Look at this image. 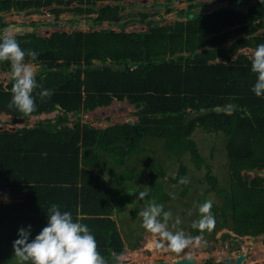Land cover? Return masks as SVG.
<instances>
[{
    "label": "trees",
    "instance_id": "16d2710c",
    "mask_svg": "<svg viewBox=\"0 0 264 264\" xmlns=\"http://www.w3.org/2000/svg\"><path fill=\"white\" fill-rule=\"evenodd\" d=\"M99 1L103 0H0V26L5 25L2 14L12 9L28 11L53 4L57 6L50 11L56 15L72 10L118 13V3L97 9ZM72 3L77 5L70 7ZM169 5L166 12L176 10L186 18L144 31L121 28L73 34L56 31L47 37L15 35L22 49L38 53L33 62L40 66L36 79L42 88L33 93L36 110L25 116L9 107L13 82H0V113L10 110L30 117L58 111L53 119L38 120L31 127L0 129V190L23 197L0 202V264H17L13 241L19 238L18 230L31 225L29 239H33L46 226L47 209L53 203L70 211L74 219L83 217L81 223L90 228L103 256L121 254L124 242L113 217L118 213L114 200L120 206L130 194L124 191L114 198L111 184L137 177L139 173L127 168L126 157L152 152L143 146L145 138L160 140L177 160L188 153L195 167L206 169L210 184L206 190L224 199L221 204L212 201L217 229L228 227L251 235L264 232V174L243 173L264 168V96L252 91L257 74L251 71L249 54L231 58L240 48L264 43V31L255 34L264 26V4L249 5L248 12H229V4H218L217 12L193 17L188 16L191 5L178 9ZM9 70V62H0V72ZM42 89L52 90V96L41 101L37 93ZM113 99L136 106L138 118L103 128L68 118L71 112H87ZM227 105L233 108L224 110ZM216 106L223 109L216 110ZM197 127L225 136L229 187L217 186L210 163L191 137ZM101 153H113V163L124 166L122 172L107 166V180L100 166ZM183 168L170 179L185 177ZM154 169L143 173L149 181L148 197H164L157 177L166 173Z\"/></svg>",
    "mask_w": 264,
    "mask_h": 264
},
{
    "label": "rangeland",
    "instance_id": "374dc122",
    "mask_svg": "<svg viewBox=\"0 0 264 264\" xmlns=\"http://www.w3.org/2000/svg\"><path fill=\"white\" fill-rule=\"evenodd\" d=\"M149 1L150 0L147 1L134 0V2L130 5L127 4L129 2H124V4L122 5V7L124 8L123 12H125V8L136 10L139 9V7L147 8V9L152 7L153 9H156L158 4L163 3L164 6L160 8L162 11L161 12L156 11L158 12L156 16L159 17L157 20L159 24H167V23L169 24L170 22L172 23L174 20H176L177 12L176 10H174L166 13V11L163 10V8L164 9L166 8V3L170 4L169 5L170 7L176 9L191 5L194 10H202L205 8H209L211 7V5L215 3V1L211 3L210 0H167V1L157 0L153 3H150V5H148ZM228 1L231 2L233 0H227L226 2ZM100 4L101 3H98V5ZM43 10L44 12H50L48 11V9H43ZM244 10H245L244 7H241V10L238 11L248 12V10L247 11ZM22 11H17L15 9H12L7 13H5L4 15H7L5 16V18H10V20L15 18L21 19V16L23 17L24 16L23 14L25 13ZM29 12L31 11H26V14H30ZM44 14H45V16L43 17L44 21L49 20L50 19L49 16L46 13ZM131 15H133L131 12L126 13L122 15V18H126L127 16H131ZM69 17H71L70 11H65L60 13L55 28L57 27L56 28L57 30H70L71 28H68V26H70L72 22L69 24L70 22ZM33 18L34 20L38 19V17L35 14L33 15ZM182 19H184V17ZM131 20H138V17H136V19L130 18L128 22H130ZM147 20L148 19H146V21ZM10 22L12 23V21ZM102 24L103 25L94 26V30L100 28L105 29V27H107L106 24L109 25L111 24L110 25L111 28L114 27V24L110 23V21L102 22ZM21 25L22 24L19 23V25L17 24L16 26H21ZM39 25L41 26H38L37 28L40 31V34L45 36L48 35L50 31L46 32L44 30V28L46 27L44 26L45 23H40ZM28 26L29 25L26 26V29L30 30ZM30 26L33 27L34 25H30ZM146 26H147L146 23L143 24L142 22L138 21L137 24H129V26L125 28V31H142L146 29ZM49 29L51 30L52 28L49 27ZM5 30H7V28H5L4 31ZM83 30L85 31L87 29L84 28ZM16 32L19 31L18 30L15 31L14 29V34H16ZM7 80H8L7 71H1L0 82L4 84ZM100 107L102 108V106ZM136 110L137 107L134 106L133 104H129V106L126 107L125 111H120V112L117 111L112 112L111 107H107L106 108L107 116H106L99 109L94 108L91 111L86 112L85 114L82 115L71 116L69 114L68 118L70 120L79 119L81 123L86 121L89 124L95 126H106L109 123L127 122L128 118H131L132 120H136L138 118L136 114ZM8 115L9 112L7 113L6 111L0 113V125H5L6 127H8L12 124L7 119ZM55 115L56 113L53 114L52 112L49 115H45L43 117L30 116L27 122L34 124L36 121L44 118L53 119ZM69 124L72 125V122L70 121ZM24 125L25 123L18 124L17 127H21ZM191 137L196 141L198 145V149L201 152V154L204 156L206 162L210 163L211 172L217 178V186L226 187V188L229 187L228 158L226 156L225 146H224L226 139L225 136L222 133H209L204 131L201 127H197L193 131ZM143 146H145V148H150L152 152L146 151L126 157L127 168L132 171H137V173H139L137 177H135L134 179L118 181L117 183L111 184L112 195L114 198L117 199L118 197H120V195L124 191L130 194L127 198L124 199L122 205L118 207L119 212L116 215V217L113 216L116 218L117 226L122 241L124 242V251L121 253L123 256L122 264H136V263L147 264V262L152 259L151 257L153 258L162 257L164 254H166L167 258H169L170 256L171 253L170 250L164 249V247H157V243L159 242V237L149 233L147 230H145L142 227V218L139 216L138 213L141 210H143L152 201L162 204L164 206L165 211L170 210L172 212V220L169 222L170 229L175 221V218L176 217L180 218L181 223L176 226V229H172V230L175 231L178 229H182L186 235L193 238V243H192L193 245L197 244L201 239L206 240L208 242L209 241L215 242L216 240L214 241L213 238H215L216 234L219 235V232H223L226 230L225 228L217 229L218 226L216 220H215V226L211 231L204 230L203 232L201 231L195 232L194 228H192V223L195 220H197L200 216L198 211L199 204H202L206 200H211L216 204L224 203V199H222L218 193H216L215 191L206 190L210 185L206 181V177H205L206 169L204 167L201 168L195 167L188 153H185L179 160L175 159L173 155L165 151V149L161 145V141L158 139L145 138L143 140ZM112 157H113V153H103L102 166L106 168L107 166L112 165L118 173L122 172L124 166L115 165L113 163ZM154 166L164 170L166 173L162 177H157V180L162 182L161 187L162 190L166 193V196L164 197H160V195H157L156 197L147 196L144 198V200H139L137 198L138 195L135 193V190L146 189L149 186L148 177L147 175H143V173H146L147 170L150 169L155 170ZM182 166L184 167L183 169L186 171V177H188L189 180V182L186 184L179 183L180 178L174 182L169 177V176H175L176 173L179 171V169L182 168ZM246 172L247 171H244L243 173ZM173 195L175 198H173ZM248 240L249 241L251 240L254 243V245L259 246L260 244H263L261 248H264V238L262 236H258L257 238L248 239ZM190 247L191 245H189V247H187L186 249L188 250ZM255 248L256 250H254L252 254H256L259 251H263V250H258L257 249L258 247ZM146 254L149 257H147ZM261 254L263 256L257 259L259 262L258 264H264L263 262H261L264 261V252ZM248 264H254V262L249 261Z\"/></svg>",
    "mask_w": 264,
    "mask_h": 264
},
{
    "label": "clouds",
    "instance_id": "9594fccd",
    "mask_svg": "<svg viewBox=\"0 0 264 264\" xmlns=\"http://www.w3.org/2000/svg\"><path fill=\"white\" fill-rule=\"evenodd\" d=\"M37 55L34 50L21 48L12 29H7L0 35V62L10 63L7 78L13 82L9 107L25 116L36 110L33 93L37 88H42L37 83V67L33 63ZM26 56L30 57V60L26 61ZM250 59L251 71L257 74L252 91L258 97L264 96V43L255 47ZM52 94L50 89H42L37 93L41 101L50 98ZM188 182L186 176L179 180L181 184ZM148 194L147 189L141 190L137 198L144 200ZM212 206L211 200L198 205L200 216L192 223V228L201 232L214 228ZM138 214L142 218V227L159 237L157 247H165L166 244L168 250L179 254L193 243V238L186 235L182 229L172 230L181 223L179 217L175 218L170 229L172 212L165 211L162 204L152 201ZM47 217L46 226L31 240L29 239L31 225L18 230L19 238L13 241L17 264H122V254L112 252L110 257L106 258L98 251L94 234L86 224L81 223L83 217L78 216L74 219L70 211H62L55 203L47 209Z\"/></svg>",
    "mask_w": 264,
    "mask_h": 264
},
{
    "label": "flooded vegetation",
    "instance_id": "af4514ba",
    "mask_svg": "<svg viewBox=\"0 0 264 264\" xmlns=\"http://www.w3.org/2000/svg\"><path fill=\"white\" fill-rule=\"evenodd\" d=\"M143 1H147V0H143ZM157 0H150L148 5H150V3H153ZM211 3H213L215 1V3L211 6H213V8H217V4L218 3H227L225 0H210ZM124 2H129L127 3L128 5L132 4L134 2V0H121L119 2L117 1H113V0H103V1H99L97 2L96 8L99 9L101 8L105 3H109L111 5H116L117 3L119 4V10L118 13L115 15H107L102 13L100 10L98 11H94L91 13H81L78 12L76 10H72L70 11V22L71 23L70 26H68V28H71L70 30H57L55 28L56 22L58 20V17L60 15V13H58L57 15L55 13H53L52 11H50V8L53 6H57L56 4L50 5V6H44L41 7L39 9H29L28 11L30 14H26V11H22L25 12L23 15V17L21 16V19H12L10 20V18H5L4 15L5 13L2 14V20L5 22V25L0 26V35H3L4 33V29H15V31H19L16 32L15 35L17 34H34L35 36H41V37H47L52 35L54 32L58 31H65L67 33H71L73 34L76 31H84L83 29L86 28L87 30L85 31H94V26L96 25H103L102 22H106V21H110V23L114 24V27L111 28V24H106L107 27H105V29H115V30H120L121 28H125L127 26H129V24H137L138 21L142 22L143 24L146 23V29H149L151 26L155 25V24H159L158 23V16H156V14L158 12L156 11H162L160 8L164 6V4L160 3L157 5L156 9H153L152 7L150 8H141L139 7V9L136 10H131L130 8H125V12H123V7L122 5L124 4ZM98 3H101L100 5H98ZM262 0H250V3L247 4L245 6V10H247L249 5H258L261 4ZM136 4V3H134ZM71 5V6H70ZM70 7H74L77 5V3H72L70 4ZM139 5V4H138ZM187 7V6H186ZM181 8H185V7H181ZM212 8V7H210ZM43 9H48V11L50 12H44ZM37 10V11H35ZM163 10H165L163 8ZM193 11H189L188 12V16L189 17H193L194 15H196L197 13L201 12V13H208L207 11H203L202 10H194L192 8ZM166 11V10H165ZM65 12V11H64ZM132 13L133 15L131 16H127L126 18H122V15L126 14V13ZM177 12V11H176ZM46 13L49 16V20L44 21L43 17L45 16ZM62 13V12H61ZM167 13V12H166ZM16 14V13H15ZM36 15L38 17V19L33 18V15ZM104 16V19H100L99 16ZM137 15V16H136ZM19 16V14H18ZM145 16V17H144ZM136 17H138V20H131L130 22L129 19L130 18H134L136 19ZM162 17V16H160ZM183 16H179L177 13V18L179 20H182ZM184 18H186L184 16ZM144 19V20H143ZM146 19H148L146 21ZM12 21V23L10 22ZM20 21V22H19ZM19 23H21V26H16L17 24L19 25ZM40 23H45L44 26H46L44 28V30L46 32H49L48 35H41L40 31L38 30V26ZM171 23V22H170ZM16 24V25H15ZM168 24V23H167ZM9 25H12V27H9ZM28 26V28H30V30L26 29V26ZM30 25H34L33 27ZM159 25H163V24H159ZM43 26V25H42ZM113 26V25H112ZM49 27H51L52 29L50 30ZM103 27V26H102ZM143 27V26H142ZM100 29H104V28H100ZM97 29V30H100ZM144 29V30H146ZM142 30V31H144ZM169 53V52H168ZM167 53V55H168ZM34 63V62H33ZM37 65V64H36ZM8 73V71H7ZM225 228L226 230L223 232H219V235L216 234L214 241L215 242H208L206 240H199V242L197 244H191V247L187 250L184 249L183 252L177 254L171 251L169 258L166 257V254H164L162 257H151V260H147V264H151L153 262L156 261H165L168 262V264H184V263H178L177 261L180 258H193V260L187 264H234L236 261V258L239 254H244V258L241 260V264H248L249 261L254 262V264H258V260L259 257H262L263 255L261 253L264 252V248H261L263 246V244L258 245H254V243L248 239H254V237H258V236H263L264 232L260 233V234H256V235H251V234H238L235 233V231H233L232 229L228 228V227H222ZM218 235V236H217ZM254 245V246H253ZM218 246V247H217ZM255 247H258V250H263V251H259L256 254H252V252H254V250H256ZM164 249H167L166 247H164ZM166 251V250H165ZM147 255V254H146ZM255 255V256H254ZM146 257V256H145ZM147 257H149L147 255ZM264 263V261H261ZM136 264H140V263H136Z\"/></svg>",
    "mask_w": 264,
    "mask_h": 264
},
{
    "label": "crops",
    "instance_id": "0c3cea01",
    "mask_svg": "<svg viewBox=\"0 0 264 264\" xmlns=\"http://www.w3.org/2000/svg\"><path fill=\"white\" fill-rule=\"evenodd\" d=\"M230 12V11H229ZM243 12V11H242ZM255 22H258V20H256ZM264 31V26H262V27H258L257 28V30L255 31V34L256 33H260V32H263ZM232 38H230V40H231ZM228 43V42H227ZM227 43H225V45L227 44ZM201 49V48H200ZM255 48H253V47H249V46H246V47H243V48H240L235 54H233V56L231 57V58H234L238 53H246V54H249V57H251V53H252V51L254 50ZM217 60H224L223 58H218ZM210 62H213V60H210ZM36 65V64H35ZM40 66L39 65H37V68H39ZM121 103V104H120ZM123 103V104H122ZM131 104V103H129L127 100H117V99H113L108 105H103L102 106V108L101 107H95V108H97V109H99L102 113H104L106 116H107V113H106V108L107 107H111V111L112 112H115V111H117V112H120V111H125L126 110V104ZM105 108V109H104ZM57 111L58 110H53L52 112H53V114L54 113H57ZM91 111V110H90ZM3 112V111H2ZM7 113L9 112V114H11V112H10V110H7L6 111ZM52 112H49V113H41V114H39V115H34V114H32L31 115V117L32 116H34V117H43V116H45V115H49L50 113H52ZM87 112H89V111H87ZM86 112H81V115L82 114H85ZM77 115V114H76ZM86 122V121H85ZM32 124L33 125V123H30V122H27V123H25V125H27V124ZM113 124H115V123H109V124H107L106 126H109V125H113ZM91 125V124H90ZM92 126H95V125H92ZM106 126H95V127H98V128H103V127H106ZM102 154L103 153H101V155L100 156H102ZM100 166L102 167V168H105V167H103L102 166V163L100 164ZM115 171H116V169H115ZM132 171V170H131ZM133 172H137V171H133ZM108 174V175H107ZM104 176L106 177V179L108 180V178H109V173H108V171H107V167L105 168V171H104ZM113 196V195H112ZM23 199V197H22V194L20 195V194H16V195H14V194H12V193H10V191L8 190V189H3V190H0V202H13V201H19V200H22ZM114 200V199H113ZM121 206V205H120ZM114 207H115V210H118V212H119V205L117 204V200H114ZM118 213H114L113 214V216H115L116 217V215H117ZM114 217V218H115ZM116 219V218H115Z\"/></svg>",
    "mask_w": 264,
    "mask_h": 264
},
{
    "label": "water",
    "instance_id": "95a60500",
    "mask_svg": "<svg viewBox=\"0 0 264 264\" xmlns=\"http://www.w3.org/2000/svg\"><path fill=\"white\" fill-rule=\"evenodd\" d=\"M167 1V0H165ZM229 4V3H228ZM232 4V9L229 10V11H238V10H241V0L237 1V0H233L230 5ZM212 7V6H211ZM203 11H207L208 13H215L218 11V9L216 8H205L203 9ZM9 27H12V25H9ZM99 66V65H98ZM75 68V66H74ZM129 104L127 103L125 107H128ZM233 108L232 105H227L224 107V110L226 111H229ZM216 110H222L223 108L220 107V106H216L215 107ZM71 116H75L76 114L74 112H71L70 113ZM77 115H81V112L77 113ZM7 119L12 123L10 126L6 127L5 125H0V129H4V128H7V129H10V130H15L17 128V125L18 124H23V123H27L28 121V117H23V116H17L15 114H9L7 116ZM134 120H132L131 118H128L127 119V122L128 123H131L133 122ZM28 127H31L32 124H27ZM247 174H250L251 176L252 175H256V174H264V168H256V169H253V170H250V171H247L246 172ZM264 236V234H263ZM244 258V254H239L236 258V261L234 264H241V260ZM193 260V258H180L177 262L178 263H184V264H187L189 262H191ZM151 264H168V262H165V261H156V262H153Z\"/></svg>",
    "mask_w": 264,
    "mask_h": 264
},
{
    "label": "bare ground",
    "instance_id": "6f19581e",
    "mask_svg": "<svg viewBox=\"0 0 264 264\" xmlns=\"http://www.w3.org/2000/svg\"><path fill=\"white\" fill-rule=\"evenodd\" d=\"M250 3V0H247V1H245V0H243V1H241V7H244V9H245V6L247 5V4H249ZM218 4H221V5H227L228 3H218ZM217 4V5H218ZM262 4H264V0H262V3L261 4H258V5H256V6H258V7H260V6H262ZM230 5V4H229ZM231 7H232V4L230 5ZM245 11V10H244ZM254 238H256V237H254Z\"/></svg>",
    "mask_w": 264,
    "mask_h": 264
}]
</instances>
